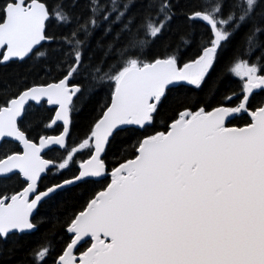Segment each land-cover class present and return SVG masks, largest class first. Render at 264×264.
Returning <instances> with one entry per match:
<instances>
[{
	"label": "snow or ice",
	"instance_id": "1",
	"mask_svg": "<svg viewBox=\"0 0 264 264\" xmlns=\"http://www.w3.org/2000/svg\"><path fill=\"white\" fill-rule=\"evenodd\" d=\"M79 2L0 0V64L63 54L58 78L21 81L0 102V182L13 175L23 181L19 191H0V243L35 229L31 216L45 198L110 176L67 221L61 250L46 240L30 251L29 264H264V51L251 59L262 48L264 13L259 21L257 15L264 0H199L184 18L200 24L204 35L196 57L182 66L178 49L191 43L190 34L180 37L176 49L144 58L175 17L173 0H145L139 22L128 14L135 0H86V16L74 11ZM50 21L68 31L49 35ZM245 25L242 42L249 59L237 47L226 64L242 81L238 102L230 103L235 94L225 95L211 111L185 105L166 117L162 109L172 88L200 89ZM101 28L96 46L103 56L90 73L101 87L112 88L111 102L101 107L78 146L69 148L71 113L83 91L72 81L84 67L83 46ZM44 43L49 50L39 51ZM113 53L118 59L105 67ZM45 105L53 115L30 118L33 108L38 112ZM243 114L251 118L245 126H229ZM159 119L165 129L149 133ZM61 125L59 135L46 134ZM124 126L148 134L131 145L132 158L109 172L103 154ZM33 127L44 134L31 135ZM51 146L65 152L59 163L41 155ZM82 150L89 158L79 163L77 174L38 190L43 173L68 168Z\"/></svg>",
	"mask_w": 264,
	"mask_h": 264
},
{
	"label": "trees",
	"instance_id": "2",
	"mask_svg": "<svg viewBox=\"0 0 264 264\" xmlns=\"http://www.w3.org/2000/svg\"><path fill=\"white\" fill-rule=\"evenodd\" d=\"M106 2V0H105ZM49 3H55V0H49ZM175 4V17L172 19L163 35L145 49L144 58L151 60L155 56L163 55L166 50H173L180 45V37L185 34L191 35V43L181 45L178 49L181 66L183 63L191 62L197 55L200 49L201 36L204 35L203 27L200 24H193L184 18V13L197 7L199 0H173ZM86 0H80L77 8L74 10L77 14L87 15L85 7ZM146 4L145 0H135V3L129 10V15H135L137 22H139ZM264 13V6L258 9L257 20H260V14ZM249 25H245L239 33L226 45L221 52L215 65L210 69L206 76L205 82L200 89L194 86L184 84L182 86L173 88L169 93V100L165 103L162 112L166 117L174 114L176 108H182L187 105L193 110L197 106H204L211 111L218 106L225 95H234L233 105L238 102V97L241 94L242 81L229 74L226 71V64L231 59L233 51L240 48V54L245 59H249L244 50L242 37L247 31ZM68 28L60 27L55 22H49L47 32L49 35L59 37L66 33ZM103 28L96 30L90 40L83 46L82 51L84 55V67L80 74L73 79V84H79L83 89L80 98L76 100L75 107L71 113V127L68 136L69 148L78 146L79 142L89 133L91 126L101 107L104 104H110L112 88L105 84L101 87L98 81L92 79L90 73V66H95L103 56V49L97 48V40L100 38ZM108 36L101 43L104 44L110 40ZM262 48L253 52L251 59L255 60L256 56L261 55L264 51V34L259 36ZM49 50V45L46 43L39 49V51ZM62 53L53 54L49 59L36 60L26 59L23 62H10L6 65L0 64V102L13 94L21 81L26 83H47L53 79L58 78L61 73L58 72L56 64L61 60ZM118 56L113 53L107 57L105 67L108 63L115 62ZM68 62L71 57H65ZM66 67V65H65ZM97 91L95 94L93 90ZM259 91V90H257ZM91 94V95H90ZM257 96L252 100L250 107H255ZM50 108L45 105L38 112L33 108L30 112V118L33 120H46L49 115H53ZM247 114L236 117L230 122L231 127H243L250 121ZM166 127L165 121L159 119L154 129H149L148 132L154 130H164ZM48 135H59L62 132V126L53 129L45 130ZM30 134L36 136L37 134H44L39 127H33ZM148 133L142 132L135 127H127L119 132V134L111 141L103 159L107 165L109 172L123 162L125 159L132 158L133 152L131 145L137 139ZM65 155L64 150L52 149L44 154V159L55 160L60 162L62 156ZM89 158L88 150H82L74 156V163L64 170L57 171L52 168L49 170L46 178L39 185L40 190H46L56 183L62 182L64 179L72 178L78 172L79 163ZM110 176L106 177L102 183L99 184H79L61 190L45 200L38 208L33 223L37 230L30 234H16L7 242L0 243V264H29L30 251L38 245L44 243L46 240L51 241L55 245L56 252H59L67 239L66 223L74 213L83 210V207L92 193L101 190L108 182ZM23 181L17 176L13 175L11 178L0 182V191L14 192L21 190Z\"/></svg>",
	"mask_w": 264,
	"mask_h": 264
},
{
	"label": "water",
	"instance_id": "3",
	"mask_svg": "<svg viewBox=\"0 0 264 264\" xmlns=\"http://www.w3.org/2000/svg\"><path fill=\"white\" fill-rule=\"evenodd\" d=\"M44 44H46V43H44ZM41 48V47H40ZM39 48V49H40ZM13 62H16V61H13ZM10 63V62H9ZM174 88H176V87H174ZM173 89V88H172ZM48 106V105H47ZM49 108H51V106H48ZM235 119V118H234ZM234 119H231L230 120V122L231 121H233ZM230 122H229V124H230ZM62 126V125H61ZM70 127H71V125H70ZM127 127H134V126H124V129L125 128H127ZM231 127V126H230ZM69 131H70V129H69ZM52 149H59L58 148V146H51L50 148H48V149H45L42 153H41V155L43 156L45 153H47L48 151H50V150H52ZM59 150H63V149H59ZM104 155V154H103ZM44 158V157H43ZM48 172V171H47ZM47 172H45V173H43L42 175H41V178H40V180L38 181V186H39V183H40V181L42 180V178L47 174ZM70 187H74V186H68V187H66L65 189H67V188H70ZM64 190V189H63ZM59 191H61V190H59ZM58 191V192H59ZM56 194V193H55ZM54 195V194H53ZM53 195H51V196H53ZM50 196V197H51ZM49 197V198H50ZM48 198H45L43 201H41L40 202V204L38 205V207L33 211V214H32V216H31V220H32V222H33V218L35 217V215H36V213H37V210H38V208H39V206L45 201V200H47ZM37 230V227H35V229L34 230H31V231H26V232H24V233H18V234H30V233H33V232H35Z\"/></svg>",
	"mask_w": 264,
	"mask_h": 264
},
{
	"label": "flooded vegetation",
	"instance_id": "4",
	"mask_svg": "<svg viewBox=\"0 0 264 264\" xmlns=\"http://www.w3.org/2000/svg\"><path fill=\"white\" fill-rule=\"evenodd\" d=\"M48 172H49V171H48ZM48 172H47V174H48ZM47 174L42 178V180L40 181L39 185H40L41 182L46 178ZM38 190H39V191H43V190H40V189H39V186H38Z\"/></svg>",
	"mask_w": 264,
	"mask_h": 264
}]
</instances>
